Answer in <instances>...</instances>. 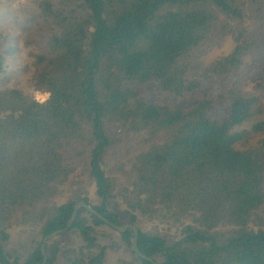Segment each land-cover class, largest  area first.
I'll use <instances>...</instances> for the list:
<instances>
[{
	"label": "trees",
	"instance_id": "trees-1",
	"mask_svg": "<svg viewBox=\"0 0 264 264\" xmlns=\"http://www.w3.org/2000/svg\"><path fill=\"white\" fill-rule=\"evenodd\" d=\"M7 1L2 264H41L42 240L80 201L135 225L159 264H264V0ZM119 176L133 182L117 188ZM96 227L112 229L80 208L46 243V264H105ZM120 236L131 264H152L132 230Z\"/></svg>",
	"mask_w": 264,
	"mask_h": 264
},
{
	"label": "rangeland",
	"instance_id": "rangeland-1",
	"mask_svg": "<svg viewBox=\"0 0 264 264\" xmlns=\"http://www.w3.org/2000/svg\"><path fill=\"white\" fill-rule=\"evenodd\" d=\"M17 6L18 4H14V7ZM11 7L9 5V2L7 0L0 1V14L2 13H9ZM9 16V15H5ZM247 22L244 21L240 23V26L242 28H248V25L246 24ZM234 28L238 24L234 23ZM251 29V28H250ZM231 36L228 37L227 39L223 40L220 46L215 47L212 51L209 52V54L201 60L202 65H205L206 63H211L214 61H217L220 59L223 55L226 54V51L229 50V48L232 46L233 42L235 41V31H231ZM45 94L46 93H35L34 97L42 100H45ZM48 98V97H47ZM74 177L72 178L71 181H69L67 187H66V192L65 196L67 197L70 193L71 190L74 187L73 183ZM133 182V178L127 176H119L117 178V188H123ZM118 203V210L123 211L124 210V205L121 201V199L116 200ZM97 201L94 197H92V203L95 204ZM110 207L112 208L113 205L111 204ZM144 225V224H142ZM152 227V226H151ZM150 228V227H148ZM96 237L98 241L101 244H104L107 247V255H106V262L105 264H131V252L130 250L125 246L124 241H122V238L120 236V233L109 229L107 227H96ZM57 237L55 238V240ZM59 242L61 244L68 243L69 242V235L65 234L64 236L59 238ZM17 243L16 238L12 235L10 240L3 245L5 250H11L12 248L15 247ZM157 258H160V256H157Z\"/></svg>",
	"mask_w": 264,
	"mask_h": 264
},
{
	"label": "water",
	"instance_id": "water-1",
	"mask_svg": "<svg viewBox=\"0 0 264 264\" xmlns=\"http://www.w3.org/2000/svg\"><path fill=\"white\" fill-rule=\"evenodd\" d=\"M80 208H84L90 214L96 216L99 220H101L105 225L109 226L110 228H112L113 230H115L119 233H124L127 230H132L133 238L131 240V248H132L133 252L141 259L147 260L148 262H150L152 264H159L152 257H148L139 251L138 246H137L138 229L135 225L130 224V223L129 224L116 225V224L112 223L110 220H108L107 218H105L102 214H100L99 212L94 210L91 205L87 204L84 201H80L73 206V212L70 216V219L67 222L66 228L61 229V230H57V231L47 235L46 237H44V239L42 240L41 247H40L41 254L43 256V260H42L41 264H46V262H47V255H46V251H45L46 243L54 240L61 233L67 231L71 227L72 223L74 222V220L76 218L77 212ZM0 264H2L1 261H0Z\"/></svg>",
	"mask_w": 264,
	"mask_h": 264
},
{
	"label": "built area",
	"instance_id": "built-area-1",
	"mask_svg": "<svg viewBox=\"0 0 264 264\" xmlns=\"http://www.w3.org/2000/svg\"><path fill=\"white\" fill-rule=\"evenodd\" d=\"M35 99H36L38 102H43V101H45L47 98H46L45 100H44V99L39 100V99H37V98H35Z\"/></svg>",
	"mask_w": 264,
	"mask_h": 264
},
{
	"label": "clouds",
	"instance_id": "clouds-1",
	"mask_svg": "<svg viewBox=\"0 0 264 264\" xmlns=\"http://www.w3.org/2000/svg\"><path fill=\"white\" fill-rule=\"evenodd\" d=\"M50 94H45V99L49 96Z\"/></svg>",
	"mask_w": 264,
	"mask_h": 264
}]
</instances>
